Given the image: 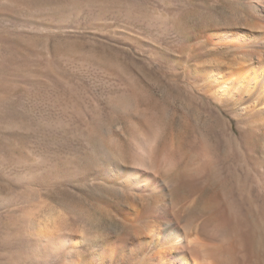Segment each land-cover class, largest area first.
<instances>
[{
    "label": "rangeland",
    "instance_id": "374dc122",
    "mask_svg": "<svg viewBox=\"0 0 264 264\" xmlns=\"http://www.w3.org/2000/svg\"><path fill=\"white\" fill-rule=\"evenodd\" d=\"M232 1L0 0V264H84L89 244L118 241L124 196L95 174L124 149L121 121L162 98L175 100L173 127H187L194 145L198 208L181 224L207 235L215 264H264L259 133L242 124L233 140L192 86L196 36L238 22L244 7ZM133 126V165L153 174ZM210 199L213 212L199 211Z\"/></svg>",
    "mask_w": 264,
    "mask_h": 264
},
{
    "label": "bare ground",
    "instance_id": "6f19581e",
    "mask_svg": "<svg viewBox=\"0 0 264 264\" xmlns=\"http://www.w3.org/2000/svg\"><path fill=\"white\" fill-rule=\"evenodd\" d=\"M238 1L244 7L238 22L211 24L197 34L196 45L190 50L192 86L214 101L233 140L245 136L242 124L251 133H259L264 161V0ZM131 114L129 120L121 121L123 151L106 156L95 174L101 183L124 196L116 204L122 230L111 245L105 241L89 244L90 257L84 264H215L207 235L181 224L198 208L195 195L199 192L190 175L193 141L187 127H173L180 115L175 100L143 99ZM132 125L145 132V154L156 159L153 174L133 165L134 146L125 136ZM146 176L153 180L147 181ZM214 207L213 200H206L199 211L208 213ZM86 238L80 236L73 246L86 247ZM180 254L181 260L177 258Z\"/></svg>",
    "mask_w": 264,
    "mask_h": 264
}]
</instances>
